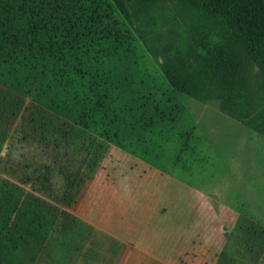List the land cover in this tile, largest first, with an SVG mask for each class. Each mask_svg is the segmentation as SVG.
<instances>
[{"label":"rangeland","instance_id":"374dc122","mask_svg":"<svg viewBox=\"0 0 264 264\" xmlns=\"http://www.w3.org/2000/svg\"><path fill=\"white\" fill-rule=\"evenodd\" d=\"M25 1L14 0V6ZM40 1L53 21L68 3ZM163 7L159 16L174 8ZM24 10L46 16L38 8ZM172 25L186 28L181 17L167 18L158 26L164 39ZM130 51L128 81L117 90L113 113L103 120L113 135L104 134L97 123L98 132L92 133L86 114L71 99L61 115L42 109L31 97L18 100L0 145V264H60L81 224L72 212L84 215L90 206L84 200L80 207L77 197L88 193L100 202L106 196L127 197L128 178L137 172L112 170L113 164H129L107 151L97 136L110 140L131 128L161 132L164 137L157 140L167 154L161 166L192 187L191 201L186 189L174 188L176 212L163 209L145 225L152 253L166 264H264V109L248 115L241 103L232 102L228 111L236 117L223 112L205 67L184 48L166 58L139 45ZM177 157L172 166L170 158ZM134 213L128 223H134ZM173 213L174 219L167 217Z\"/></svg>","mask_w":264,"mask_h":264},{"label":"trees","instance_id":"16d2710c","mask_svg":"<svg viewBox=\"0 0 264 264\" xmlns=\"http://www.w3.org/2000/svg\"><path fill=\"white\" fill-rule=\"evenodd\" d=\"M62 1L68 3L53 21L40 0L19 8L14 0H0V145L25 96L60 115L71 99L86 114L92 133L98 132L96 123L104 134L112 133L103 120L128 81L125 59L133 45L164 58L186 49L205 67L208 86L232 117L229 104L241 103L248 115L264 109V0ZM168 4L173 10L159 16ZM32 7L46 16L24 10ZM179 17L186 28L172 25L164 39L160 23ZM150 40L158 46L151 48ZM175 86L193 93L181 83Z\"/></svg>","mask_w":264,"mask_h":264},{"label":"crops","instance_id":"0c3cea01","mask_svg":"<svg viewBox=\"0 0 264 264\" xmlns=\"http://www.w3.org/2000/svg\"><path fill=\"white\" fill-rule=\"evenodd\" d=\"M132 129L128 130L129 132L118 131L114 137L111 136L110 140L97 136L103 141L107 151L117 152V158L129 164L125 165L126 168L124 165L118 167L113 164L111 169L127 171L126 174L128 170L136 171L137 177L129 174V182L125 180L129 184L128 192L124 190L127 192L126 198L120 199L119 195L116 197L112 195L109 198L106 196L100 202L88 193L77 197L78 205L82 203L80 207L84 208L85 201L90 206L85 208L84 215H81V211L72 212L76 213L74 216L81 224L76 231L70 251L60 264H166L164 259L152 253L150 247L146 245L148 242L145 241L144 227L148 225L151 217H158L159 211L163 209L167 208L168 212H176L177 208L171 204L178 199L174 194V188L186 189L185 198L191 201L192 187L173 178L170 171H166L161 166L167 155L157 140L164 137L161 132ZM109 135H113V132ZM181 150L185 151L184 147ZM181 150L179 149L177 153L180 154ZM179 159L177 157L174 161L170 158V162L173 161L172 166ZM116 175H118L117 172ZM106 180L109 181V179ZM166 187L170 191L165 192ZM117 188L118 184L116 190ZM146 188H148V194L145 198ZM116 190L115 193H117ZM130 193L134 195L128 196ZM96 200H98L97 203ZM158 202H161L160 205ZM134 211L135 215L132 216L134 223H128L130 214L132 215ZM153 212L158 215L151 216ZM174 213L167 217L174 219ZM165 217L166 215H163L159 220L162 221Z\"/></svg>","mask_w":264,"mask_h":264}]
</instances>
